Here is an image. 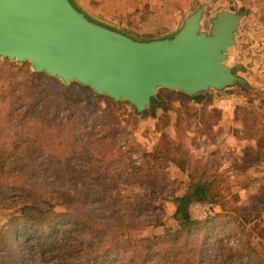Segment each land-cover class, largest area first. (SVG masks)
<instances>
[{"label":"trees","instance_id":"obj_1","mask_svg":"<svg viewBox=\"0 0 264 264\" xmlns=\"http://www.w3.org/2000/svg\"><path fill=\"white\" fill-rule=\"evenodd\" d=\"M15 67L0 63V138L10 144L0 148V204L19 206L4 231L0 264H264V234L251 238L252 218L233 203L226 183L183 142L163 133L149 150L122 128L120 113L129 107L142 119L172 110L160 94L142 116L128 103L44 74H36L46 78L44 87L4 77ZM231 90L249 102L260 94L250 85L223 93ZM178 93L195 102L210 94ZM97 99L106 101L102 112ZM165 162L187 174V186L170 177ZM32 196L36 202H24ZM52 196L65 211L50 217ZM162 201L174 204L177 227L132 238L134 228L165 226ZM209 202L224 214L195 220L191 207Z\"/></svg>","mask_w":264,"mask_h":264},{"label":"water","instance_id":"obj_2","mask_svg":"<svg viewBox=\"0 0 264 264\" xmlns=\"http://www.w3.org/2000/svg\"><path fill=\"white\" fill-rule=\"evenodd\" d=\"M206 9L197 6L173 32L138 37L78 0H0V61L29 64L34 74L90 88L142 116L163 89L196 96L249 88L229 64L246 12L207 17Z\"/></svg>","mask_w":264,"mask_h":264},{"label":"rangeland","instance_id":"obj_3","mask_svg":"<svg viewBox=\"0 0 264 264\" xmlns=\"http://www.w3.org/2000/svg\"><path fill=\"white\" fill-rule=\"evenodd\" d=\"M96 1L105 3L106 9L113 8L115 2L93 0L94 5ZM126 1L133 11L121 17L123 22L131 25L142 24L149 32L177 29L182 20L202 3L207 6V17L221 9L246 12L237 37V45L230 51L229 64L234 69L238 68V65L245 69L240 71V75L260 93L254 101L249 102L247 96L238 90L226 93L210 92L199 102H195L187 100L178 92L163 89L159 94L172 106V110L164 112L159 108L155 118L142 119L134 115L129 107L120 113V122L123 129L132 133L137 141L149 150H155L161 145L163 133L183 142L194 159L207 165L210 175L217 176L226 183L233 203L245 209V215L251 216L254 224L248 225L247 228L251 238L257 242L260 234H264V0ZM16 66L9 72H3L4 77L13 76L28 85L47 86L46 78L34 74L29 64ZM92 103L98 112L106 109L105 100L97 99ZM9 146L4 137L0 138V148ZM165 166L173 180L187 186V174L172 163L165 162ZM50 199L54 204L50 217L65 211L59 197L52 196ZM36 201V196H32L24 202ZM159 204H162L160 220L165 226L134 228L130 231L132 238L163 234L166 227H177L174 204L166 201ZM209 205L215 208L212 213ZM18 208L19 206L9 210L0 204V252L4 249V231L9 217L15 214ZM42 208L50 210L48 204H42ZM191 213L199 222L224 214L217 204L210 202L195 204L191 207Z\"/></svg>","mask_w":264,"mask_h":264},{"label":"crops","instance_id":"obj_4","mask_svg":"<svg viewBox=\"0 0 264 264\" xmlns=\"http://www.w3.org/2000/svg\"><path fill=\"white\" fill-rule=\"evenodd\" d=\"M99 1L103 2L106 0H99ZM114 1L115 2L113 4L114 5L113 8L109 9L108 7V9H106L105 3H99L98 1H96V5H94L93 0H78L79 4L89 13H91L94 17L138 37L161 36L176 30V29L169 30L167 32H162V31L149 32L146 26H143L142 24L131 25L128 24L127 22H123L121 17L125 16L126 14L132 13L133 10L131 6L128 5V1L126 0H114Z\"/></svg>","mask_w":264,"mask_h":264},{"label":"built area","instance_id":"obj_5","mask_svg":"<svg viewBox=\"0 0 264 264\" xmlns=\"http://www.w3.org/2000/svg\"><path fill=\"white\" fill-rule=\"evenodd\" d=\"M197 207V206H196ZM209 208H210V213H212V211L215 210V208L213 207V205H209Z\"/></svg>","mask_w":264,"mask_h":264}]
</instances>
